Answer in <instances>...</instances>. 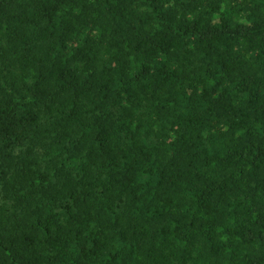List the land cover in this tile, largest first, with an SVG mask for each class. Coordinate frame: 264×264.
Returning a JSON list of instances; mask_svg holds the SVG:
<instances>
[{
    "label": "trees",
    "instance_id": "1",
    "mask_svg": "<svg viewBox=\"0 0 264 264\" xmlns=\"http://www.w3.org/2000/svg\"><path fill=\"white\" fill-rule=\"evenodd\" d=\"M0 264H264V0H0Z\"/></svg>",
    "mask_w": 264,
    "mask_h": 264
}]
</instances>
